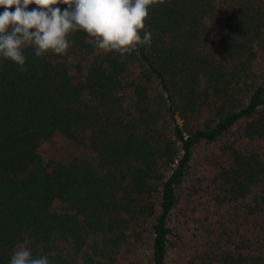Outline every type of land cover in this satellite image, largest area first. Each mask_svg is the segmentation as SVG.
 Returning a JSON list of instances; mask_svg holds the SVG:
<instances>
[{
    "label": "trees",
    "instance_id": "1",
    "mask_svg": "<svg viewBox=\"0 0 264 264\" xmlns=\"http://www.w3.org/2000/svg\"><path fill=\"white\" fill-rule=\"evenodd\" d=\"M146 26L151 46L132 54H102L78 31L67 55L25 49L26 71L0 61V264L24 241L50 264H114L144 235L149 264H165L193 148L242 119L255 145L231 141L216 195L246 238L206 239L198 261L264 264V0H165Z\"/></svg>",
    "mask_w": 264,
    "mask_h": 264
},
{
    "label": "clouds",
    "instance_id": "2",
    "mask_svg": "<svg viewBox=\"0 0 264 264\" xmlns=\"http://www.w3.org/2000/svg\"><path fill=\"white\" fill-rule=\"evenodd\" d=\"M165 0H0V61H11L26 71L25 49L37 58L64 56L72 34L86 33L87 42L102 54L126 55L151 46L146 26L151 7ZM29 5L37 7L29 8ZM57 5H66L63 9ZM151 6V7H150ZM142 30V31H141ZM9 264H50L34 256L28 241L17 244Z\"/></svg>",
    "mask_w": 264,
    "mask_h": 264
},
{
    "label": "rangeland",
    "instance_id": "3",
    "mask_svg": "<svg viewBox=\"0 0 264 264\" xmlns=\"http://www.w3.org/2000/svg\"><path fill=\"white\" fill-rule=\"evenodd\" d=\"M222 15L224 12L216 14L215 19H221ZM209 33V40L216 41L213 25ZM255 66L262 67L259 57H256ZM243 123L242 119L214 141L200 142L193 148L189 166L176 185V202L166 219L172 235L168 237L165 264H202L198 258L202 257L203 252L199 254L201 249L204 251L203 245L206 244L203 242L206 239L209 242L229 236L239 241L245 240L243 230L247 226L244 219L236 215L241 214L239 209L234 202L219 201L216 195L217 171L226 165L231 141L240 148H252L255 145L238 135ZM60 143L62 140L57 136L43 142L40 145L41 155L50 158L59 150ZM231 227H236V231H231ZM141 242L142 245H138L133 253L118 258L114 264H149L148 237L144 235Z\"/></svg>",
    "mask_w": 264,
    "mask_h": 264
}]
</instances>
